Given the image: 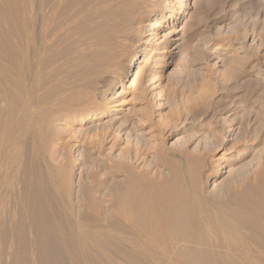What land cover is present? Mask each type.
Masks as SVG:
<instances>
[{"label": "rangeland", "instance_id": "rangeland-1", "mask_svg": "<svg viewBox=\"0 0 264 264\" xmlns=\"http://www.w3.org/2000/svg\"><path fill=\"white\" fill-rule=\"evenodd\" d=\"M117 1L62 0L56 6L49 15V46L37 95L40 126L52 136L42 140L49 141L42 150L55 158L52 167H60L71 203H87L81 187L88 193L89 184L105 178L101 188L106 193L101 189L92 202L88 199V216L102 220L89 217L81 223L87 231L99 232L98 238L77 251L59 252L62 231L25 221L22 252H16V236L7 246L0 239V264H264V0H201L195 7L194 0H180L182 6L171 0L176 15L162 23L148 45L143 41L149 35L139 33L141 20L153 9L162 10L165 0L156 7L151 2L139 6L138 23L123 43V58L129 62L147 47L139 65L148 74L140 76L134 91L127 84L116 86L110 97L120 100L117 111L77 125L76 119L113 101L88 96L89 90L76 81L102 40L123 26L122 16L109 12ZM24 2L0 0V122L12 113V134L19 132L24 108L19 85ZM185 25L184 41L175 50L173 37ZM162 46L165 53L157 54ZM167 58L171 62L163 70ZM106 75L111 79L107 83L116 81L115 72ZM102 129L111 136L102 149H94L88 138ZM123 170L133 183L136 179L134 187L143 190L139 196L146 204L138 205L129 225L144 241L149 233L154 238L138 252L129 249L128 241L121 243V229L131 230L115 217L121 211L116 191ZM148 184L153 193L147 201L143 194ZM72 212L77 214L75 207ZM39 238L47 240L48 252L39 248Z\"/></svg>", "mask_w": 264, "mask_h": 264}, {"label": "bare ground", "instance_id": "bare-ground-1", "mask_svg": "<svg viewBox=\"0 0 264 264\" xmlns=\"http://www.w3.org/2000/svg\"><path fill=\"white\" fill-rule=\"evenodd\" d=\"M61 1L62 0H26V3L24 2L25 4L22 10L23 11L22 24L24 25L23 28L25 30V44L23 49L24 51L22 53V58H23L22 61L23 67L21 66L22 79L20 80V84H19L23 90V95H22L23 103L21 101L23 106L22 105L21 106L24 108H23L22 116L20 117L19 129H18L19 132L18 133L16 132L17 134L11 133V130L13 129V127L11 126L13 120H11V118L13 117L10 111H8L11 113L10 115L8 113L9 118L5 116L6 118H3L2 121L0 122V229H2L1 231L2 234L0 233L1 234L0 239H2L3 243H5V245L7 246V244L9 245V241H10L9 239L11 238V236L12 235L16 236L17 242L19 244L18 249L16 248L17 249L16 252L21 251L20 241L23 238L22 236H25L24 234L26 229L23 228V223L25 221H29L33 225L39 224V222L41 224V222H43V224L46 225L48 224L47 227L49 228L51 227V229H49L50 231L52 230V228L54 230L58 229L62 231L61 238L60 239L57 238L59 239L58 240L59 243L57 244H60L58 245V247L61 246L59 252H61V250L62 252H72V251H77L78 248H80L83 244L87 243V241L89 242L90 239L96 237L98 238V235H96L97 232L94 233V230H91L89 228L88 230H91L92 232L87 231V228H84L85 224L81 225V223L84 222L83 219L94 217V219L102 220V217L99 215L88 216L89 214L88 212L91 209L90 203L93 200V199L90 200V198L91 197L94 198L95 195L97 194L96 192L101 191V189H103L101 188V186H104L106 184V183L104 184L105 178L100 179L99 181H97V183L91 181L94 183H92L91 185L89 184L88 188L90 189V192L88 190V193L84 191L85 188L81 187L80 196L84 194L85 196L84 199L87 200V203H82L81 201H79V202H74L75 204H72L70 200L71 194L70 195L68 194V191L69 193H71V191L70 188L67 191L68 187H65L63 175L60 174L61 172L59 170L60 167L59 168L57 167L56 169L52 167L54 165L51 161L53 159V156L52 155L49 156V154H47L48 152L47 149H45L47 152H44L42 150V148H46L44 147L43 144L49 143V141L45 142L47 141V136L48 138H51L52 136L50 135L51 136L50 137L49 136L50 132L45 131L46 129L42 130L44 127L41 128L40 126L41 120L39 117L40 112H39V103L37 100L38 97L37 95L40 94L39 91L41 84V76L44 69L43 62L46 56L45 54L47 53V48L49 46V42H48L49 41L48 26L50 25L49 15L54 14L56 12V6L59 3H61ZM119 1H117L119 3L118 5L116 4L113 10H111L112 8L111 9L109 8V12L119 14L120 16H122L121 22L123 23V26L116 23L120 25L119 27L116 26V28L118 27L119 29L117 28L116 30L115 28L114 31L116 32L113 31L110 35H108L109 37L107 40L106 39L102 40V42L100 43V49L96 51L95 56L93 58L91 57L92 59L90 58L91 61L86 64L85 71L82 74H80V76H77L79 78H77L76 81L79 87L81 86L89 90L88 91L89 93L87 94L88 96L90 97L92 96L96 98L98 96L99 97L101 96V98L105 102L106 101L109 102L110 99H112L113 101H111L110 102L111 105L106 108L105 107L102 108V106L100 105L96 107V112L94 114L92 113L93 115L87 114L79 117L75 121L76 122L75 124L77 125H83L88 122H92L95 120V117L97 116L101 117L105 114L107 115L113 111H117L118 106L120 105L119 103L120 100L115 99V97L113 96H112L113 98L110 97V95L114 92L116 86L118 85L120 87L121 86L124 87V84H127L125 87H130L132 88V91H134L135 87H137L141 81L140 76L141 75L144 76L148 74L146 73L147 72L146 70L144 71L142 70V68L140 69V65H139L144 51L148 50V48L142 46L138 51H136V53L128 62L126 59L123 58L124 55L123 49L125 47L123 43L125 39L127 40L130 37L131 35L130 32L136 27V24L138 23L137 18L139 16L138 17L135 16V13L139 12L137 8L141 5L145 6L144 4L147 5V2H151L153 6L156 7L159 3V0H123V1L119 0ZM121 1L123 3H121ZM177 1L180 2V0ZM200 1L201 0H194L193 3L194 7L197 6L198 2ZM205 2L210 3L212 1L205 0ZM180 3L182 6V2ZM192 6H190L189 8H191ZM175 15H176L175 6L172 4L171 0H165V6L162 10L153 9L151 14H147L145 16L143 15L142 20L140 19L141 24L139 23L141 25V30L139 31V33L140 34L147 33L149 35V38L143 41V45L150 44L153 38H156V36H158L157 33L158 28L161 27L162 23H165L166 19L168 22L169 18H172ZM198 20L199 19H197V21ZM190 23L191 22L189 21L188 25ZM186 27L187 26L185 25V27H183L182 30H177L176 31L177 34L173 37V40H175L176 42L172 47L175 48V50H178L179 47L182 45L181 44L182 42L181 43L179 42L182 40L184 41L183 38L185 37L184 35L186 34L185 33L187 29ZM110 29L112 28L110 27ZM99 39H101V37H99ZM98 42L99 41H97V43ZM164 48L165 46L160 47L157 50V54L165 53ZM166 52H168V50ZM164 60L165 62L163 64V70L171 62L170 58ZM132 71L134 72L132 73ZM109 72H115L116 74L115 77L116 81L112 84L107 83L106 81L109 79L107 78L106 75ZM79 73H81V71ZM150 80H152V74ZM120 94L121 93H118L117 97L120 96ZM96 98L94 99L95 102H96ZM102 99L101 101H103ZM52 113H49V117L50 114ZM49 117L46 118L50 119ZM37 120H40L39 123ZM18 121L19 120H17V122ZM113 135L116 136L115 133H113ZM109 136H111V133L109 134ZM109 136H108V131H106V129H102L101 131H96L94 135H91L88 138V142L90 143V145L93 146L94 149H100V148L102 149V144L106 139L108 140ZM42 140H45L44 143H42ZM42 151L46 154H44ZM137 157H138L137 159L141 158L140 156ZM111 161L113 162L112 164L116 162L113 158L111 159ZM112 164L111 165L109 164L110 166L108 165V167L113 168L116 165L117 166L120 165V164L119 165L118 164L112 165ZM100 165L101 163H99V166ZM136 168L138 167L136 166ZM106 171L108 172V170ZM144 172L145 173L141 172V174L146 176L147 179V176L149 175H146L147 174L146 171ZM137 173L139 172L137 171ZM122 176H123V178L121 177L122 181L120 180L121 184L120 186H118L119 189L116 191L118 192V196H116V198L117 199L120 198L121 200L120 202L121 211L120 213H117L115 217L121 225L123 224V226L124 225L127 226L132 222H134L133 220L135 217V213L136 211H138L136 210V208L138 207V205L140 206V204L144 203L145 201L141 197L142 195L139 196L140 195L139 193L142 192L143 190L138 192L140 187L138 188V191L136 190L137 186L134 187L136 179L134 178L135 181L133 183L128 173V170L127 171L123 170ZM144 183L146 182L144 181ZM136 184L139 185V183ZM150 185L147 187L146 191L144 190L145 192L143 194L147 199V201L150 199V197H152V193H153V189L150 187ZM104 189L101 191L102 192L101 194H103V192L105 191ZM99 197L101 198L102 195L101 196L99 195ZM88 199L91 202H89ZM103 199L105 201V198ZM103 199L101 198V202L103 201ZM110 201L113 202L114 200L111 199ZM107 205L108 204H106V206ZM74 207L76 208L77 214H74V212H72ZM105 208L104 210L111 211L110 209H108L109 207L106 209ZM104 210L102 212L106 214L107 211L105 212ZM139 210H141V207ZM108 214L109 213H107V215ZM16 215H18V219L15 220V218H17ZM106 218H109V216H106ZM65 224L67 225L66 227ZM130 230L131 233L128 234H130L131 237L127 236L128 234L125 233L126 230H124L123 228L119 233V237L122 244H125L127 241L129 242L126 244L129 245L128 247L132 252L141 251V249L153 244L154 238L152 236V233H149V235L147 236V240L144 241L141 237H139L136 234L135 228L133 226H130ZM141 239L144 242H142ZM40 240L41 243L40 244L38 243L40 246L39 248L45 252V250H47L46 248L48 247L45 242L47 240L45 241H42L44 239H40ZM263 248L264 247L260 249L262 250ZM46 252H48V250Z\"/></svg>", "mask_w": 264, "mask_h": 264}]
</instances>
